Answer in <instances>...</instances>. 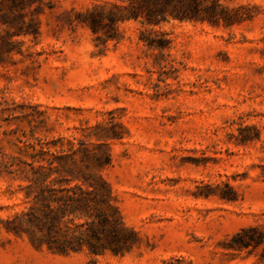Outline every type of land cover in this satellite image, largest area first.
I'll list each match as a JSON object with an SVG mask.
<instances>
[{"label":"rangeland","instance_id":"1","mask_svg":"<svg viewBox=\"0 0 264 264\" xmlns=\"http://www.w3.org/2000/svg\"><path fill=\"white\" fill-rule=\"evenodd\" d=\"M108 0H35L39 36L0 67V160L42 112L34 137H79L108 118L128 135L110 142L103 175L124 224L141 239L122 256L53 255L7 232L25 209L21 183L0 173V264H264L262 247L229 248L241 228L264 232V0L229 28L171 20L169 49H147L129 21L105 47L75 14ZM6 26L0 24V36ZM34 124V122H32Z\"/></svg>","mask_w":264,"mask_h":264},{"label":"trees","instance_id":"2","mask_svg":"<svg viewBox=\"0 0 264 264\" xmlns=\"http://www.w3.org/2000/svg\"><path fill=\"white\" fill-rule=\"evenodd\" d=\"M35 0H0V24L7 27L0 36V67L13 64L12 55H23L17 37L39 36V6ZM254 6L229 7L220 0H108L75 14L105 47L121 39L119 26L133 21L144 29L138 40L147 49L162 52L171 39L160 26L171 20L229 28L253 19ZM16 140L17 155H4L0 173L19 181L27 206L8 222L7 232L26 234L30 245L53 255L85 253L97 257H122L137 248L140 237L124 224L103 172L110 165V142L120 141L128 130L120 121L108 118L81 127L79 137L41 140L35 131L44 124L42 112L27 121ZM34 122V124L32 123ZM229 248L242 251L262 247L264 232L257 226L241 228L232 236Z\"/></svg>","mask_w":264,"mask_h":264}]
</instances>
